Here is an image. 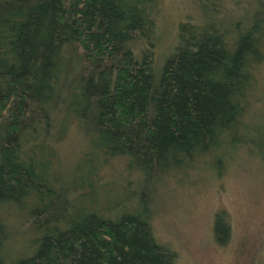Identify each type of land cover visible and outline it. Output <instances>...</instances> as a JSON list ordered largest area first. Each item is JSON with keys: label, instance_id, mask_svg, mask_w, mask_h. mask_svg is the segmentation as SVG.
<instances>
[{"label": "trees", "instance_id": "obj_1", "mask_svg": "<svg viewBox=\"0 0 264 264\" xmlns=\"http://www.w3.org/2000/svg\"><path fill=\"white\" fill-rule=\"evenodd\" d=\"M193 1L155 78L157 0H0V264H177L157 189L264 131V0Z\"/></svg>", "mask_w": 264, "mask_h": 264}, {"label": "rangeland", "instance_id": "obj_2", "mask_svg": "<svg viewBox=\"0 0 264 264\" xmlns=\"http://www.w3.org/2000/svg\"><path fill=\"white\" fill-rule=\"evenodd\" d=\"M197 17L193 0H157L155 78L175 43L178 24ZM260 79L263 85L264 72ZM261 117L264 130V104ZM51 122H56L55 115ZM62 140L58 155L62 162L71 163L82 149L74 125L67 126ZM258 141L259 151L235 156L232 164L185 176L177 172L169 177L171 182L157 189L151 233L174 252L177 264H264V131ZM0 216V224L9 226Z\"/></svg>", "mask_w": 264, "mask_h": 264}]
</instances>
